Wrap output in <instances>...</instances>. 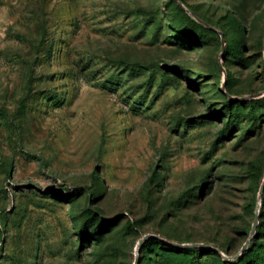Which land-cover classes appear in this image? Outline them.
Listing matches in <instances>:
<instances>
[{"label":"rangeland","instance_id":"obj_1","mask_svg":"<svg viewBox=\"0 0 264 264\" xmlns=\"http://www.w3.org/2000/svg\"><path fill=\"white\" fill-rule=\"evenodd\" d=\"M179 2L0 0V264H264V0Z\"/></svg>","mask_w":264,"mask_h":264},{"label":"trees","instance_id":"obj_2","mask_svg":"<svg viewBox=\"0 0 264 264\" xmlns=\"http://www.w3.org/2000/svg\"><path fill=\"white\" fill-rule=\"evenodd\" d=\"M178 1H181V0H178ZM178 10H181L180 8H177ZM186 18V17H185ZM195 26H198V24L197 23H195L194 24ZM202 29H200V31H201ZM225 104L227 105V106H229V102H225ZM229 118H230V114H229ZM224 132V130H222V131H220L219 133H223ZM153 243H155V242H153ZM157 245V244H156ZM159 247H160V250H162V251H164V252H162V254H164L165 252H173L172 251V249H168L167 247H164L162 244H159L158 245ZM245 250H249V251H251V249H249L248 248V246L246 247V249ZM221 262H222V264H238V263H236V262H227L226 260H221ZM162 264H193L192 263V259H190V258H181V257H178L176 254H174V255H170V256H168V259L167 260H165V261H163V263Z\"/></svg>","mask_w":264,"mask_h":264},{"label":"water","instance_id":"obj_3","mask_svg":"<svg viewBox=\"0 0 264 264\" xmlns=\"http://www.w3.org/2000/svg\"><path fill=\"white\" fill-rule=\"evenodd\" d=\"M177 3H178V5H180L181 7H183L182 4H181L178 0H177ZM220 35H221V41H223V35H222V33H220ZM263 50H264V39H263ZM263 186H264V178H263V181H262V184H261V188H262ZM146 237H147V238H156V239H160L158 236H155V235H147V236H145L144 238H142L141 242H142ZM246 245H247V242L245 243L243 249L246 248Z\"/></svg>","mask_w":264,"mask_h":264},{"label":"bare ground","instance_id":"obj_4","mask_svg":"<svg viewBox=\"0 0 264 264\" xmlns=\"http://www.w3.org/2000/svg\"><path fill=\"white\" fill-rule=\"evenodd\" d=\"M225 256V254H223V257ZM226 257V256H225ZM223 260V259H222Z\"/></svg>","mask_w":264,"mask_h":264}]
</instances>
